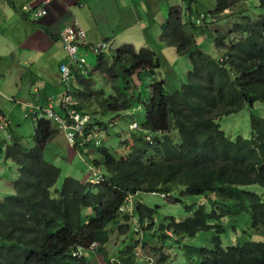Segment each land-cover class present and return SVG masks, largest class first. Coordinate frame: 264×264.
Here are the masks:
<instances>
[{"label": "trees", "instance_id": "trees-1", "mask_svg": "<svg viewBox=\"0 0 264 264\" xmlns=\"http://www.w3.org/2000/svg\"><path fill=\"white\" fill-rule=\"evenodd\" d=\"M182 1L185 7H171L160 29V40L175 47L192 66L180 90L170 93L163 79L155 80L160 69L155 52L131 45L98 56L94 72L105 78L108 90L99 88L100 82L93 83V71H86V65L71 66V82L60 78L69 89L66 96L73 99L71 108L89 117L83 135H74L71 147L79 157L70 166L84 163L90 178L103 168L102 182L92 184L69 176L55 189L62 171L45 161L43 154L58 128L43 113L35 123L31 148L18 142L6 146V160L16 165L18 175L12 193L0 195V264H87L84 255L74 253L87 251L93 244L95 253L110 264L105 247L112 235L129 230L128 239L137 230L130 224V214L120 211L122 207L132 200L131 210L143 227L155 210L134 197L140 193L170 197L179 188L181 195L205 196L211 211L203 205L190 207L192 216L182 222L171 219L160 228L182 239L211 230L217 234L210 248H185L187 264H264V240L226 248L221 240L223 221L245 213L251 215L252 228L264 232V202L244 189L264 186V118L254 112L255 103L264 105V0L250 6V0H215V10L196 18L193 0ZM243 5L254 17L245 14L248 8L240 9ZM229 10L240 17L229 31L213 36L216 51L225 50V60L220 62L199 49L194 30L208 28L209 19L217 20ZM146 74L151 77L150 94L143 98L137 82ZM66 98L60 121L68 117ZM139 107L145 111L141 130L156 136L152 143L141 130H132L127 141H119L128 154L117 158L111 149L95 147L87 138L92 132L108 131L112 125L106 121L111 116L123 121L124 114ZM244 109L250 111V137L232 140L218 122ZM4 146L0 140V154ZM95 153L98 159L91 156ZM146 243L144 239L142 245ZM123 248L112 264H137L134 245Z\"/></svg>", "mask_w": 264, "mask_h": 264}, {"label": "crops", "instance_id": "crops-1", "mask_svg": "<svg viewBox=\"0 0 264 264\" xmlns=\"http://www.w3.org/2000/svg\"><path fill=\"white\" fill-rule=\"evenodd\" d=\"M25 5H31L32 11L43 8L46 14L37 18L32 13H23ZM174 6L180 3L175 0H0V115L17 108L25 112L24 118L28 113L39 118L47 109L57 115L62 113V101L69 89L60 81L59 65L65 62L66 54L59 34L66 26L77 22L90 43L106 41L112 50L124 45L136 50L150 45L160 48L163 44L160 29ZM56 147L60 150L58 156L70 165L79 157L66 143L63 132L58 131L44 150L45 160L49 152L57 156L53 151ZM69 155L72 160L67 161ZM7 172L11 174L8 182L3 179L0 167L2 196L12 193L18 169ZM88 174L79 180L86 182Z\"/></svg>", "mask_w": 264, "mask_h": 264}, {"label": "rangeland", "instance_id": "rangeland-1", "mask_svg": "<svg viewBox=\"0 0 264 264\" xmlns=\"http://www.w3.org/2000/svg\"><path fill=\"white\" fill-rule=\"evenodd\" d=\"M175 2L180 3L181 8L185 7L182 0H175ZM247 4L249 6L254 4L256 5V1L250 0ZM193 8L197 13H195L194 15L196 18L198 15L215 10V0H193ZM242 8L247 9L248 7L246 5H243L240 7V9ZM229 13H232L231 17L225 19V16H227ZM233 13L234 11L231 12L229 10L228 12L217 18L215 22H210L211 25H209L208 28H197L196 30H194V36L196 37L197 46L200 50L214 58H218L219 53L216 51L213 45V34L217 31L224 33L231 29L232 22L236 21L240 17V15L233 16ZM245 14L248 16L255 15L251 13L250 8L246 10ZM226 44L228 46L230 45L228 42H226ZM149 49L155 52L159 59L160 69L155 75V79L158 81L163 79L166 82V88L170 93L176 90H180L182 88V85L187 82L188 72L192 69L191 63L188 58L179 56L176 52L175 47L168 45L166 46L165 44H162L160 48L155 47V45H150ZM112 52H114V50H112L111 53ZM223 52H225L224 49ZM96 59L97 58L95 56H90V62L92 63L93 67L96 64ZM93 76V83L100 82L98 84L99 88H102L103 86V89H109L108 82L104 81L105 78L101 74L93 71ZM150 79L151 77H148V75L146 74L145 76H142L141 79L137 82L138 90L140 91L143 98L149 97L150 93L147 87L151 83ZM254 112L264 118V105L262 103H255ZM2 113L8 120L12 122V130L10 131L12 139H6V144L11 146L13 145V143L18 142L25 147L31 148L33 146V133L35 123H33L29 118L25 119V112L19 108L8 112L3 111ZM144 114V108L139 107L134 111H130L124 114L123 119H127L126 121L128 122L133 120L140 124L144 121ZM52 123H55V121H52ZM106 123H111L112 127L109 128L108 131L99 132L101 134V138L103 139L102 146H104V148L111 149V151L117 158L125 157L128 154L129 149L120 146L119 141H127L129 139L131 130H127L128 124L122 122L118 117L114 116H111L106 121ZM218 123L221 130L225 132V134L232 140H234L237 136H242L243 138L250 137L249 109H244L237 114L225 116ZM3 138V134L0 135V140H3ZM58 148L60 147L58 146ZM58 148L56 150H53L56 152L57 156H52V153L50 152L46 154V161L59 167L62 171L55 189H59L65 178L69 176L73 178H82L83 176L88 174V168L84 165V163L79 165L77 162H75L73 167H71L69 163H66L64 159L58 156V154L60 155V150ZM5 149L3 148L2 154H0V167L3 168V179L8 182L11 174H9L7 170L12 169L13 171L15 170V168L17 169V167L10 159H5ZM91 156H94L93 159L99 158L98 153L92 154ZM62 157H64V155ZM66 160H72V157L69 155ZM100 170L103 175L106 174L103 168H100ZM244 189L246 191L259 195L264 202V186L251 185ZM181 191L182 188H179L175 193L171 194L168 199H166L162 195L143 193L137 194L134 197V200H136L137 202L142 203L144 206L155 210L154 222L152 224V227H146V224L145 226L140 227V222L136 221V217H134L135 215L132 214V216L130 217V224H132L133 229H137L133 233V235L127 239L129 230L124 235L115 232L112 235L114 237L112 238L111 245L105 247L106 255L109 257L110 264L114 262L113 257L117 255L119 250H123L124 246H129L132 244L134 245L133 249H136V258H140L138 259L137 264H187V259L184 256L185 248L211 247L210 242L212 241L213 237L217 235L215 230L200 232L193 239H181L174 236L172 233L157 229L160 225H167L171 219H174L176 222H182L183 220H186V218L192 216V214L189 213L188 209L190 207L196 208V206L204 205L208 212L211 211V207L208 205L205 196L181 195ZM223 225L225 228V232L223 235H221V240L223 243V247L225 248L228 246H233L235 244H243L249 241L264 240V232H258L256 229L252 228L250 213H245L236 218H232L229 216L226 218L225 222L223 221ZM154 231L157 232L154 233ZM147 234L156 238L149 240L148 237H146ZM143 239H145L149 243L142 245ZM129 242H132V244H129ZM92 250L93 249H89V251L82 252L85 257L86 263L106 264L103 261L104 258L100 255H97L95 251ZM159 259L160 261L161 259H165V262H159Z\"/></svg>", "mask_w": 264, "mask_h": 264}, {"label": "built area", "instance_id": "built-area-1", "mask_svg": "<svg viewBox=\"0 0 264 264\" xmlns=\"http://www.w3.org/2000/svg\"><path fill=\"white\" fill-rule=\"evenodd\" d=\"M24 11H32L31 6H25L23 7ZM35 16H43L46 14L45 10L38 9L36 11H33ZM60 39L63 44L64 50L66 51V54L68 55L69 61L67 64H62L60 66V73L61 77L65 82H71V66H83L86 64V56L88 54L98 55L103 52H105L108 47L105 44H98L96 46H91L86 41V35L84 30L78 26L77 24H72L63 29V31L60 33ZM68 101V100H67ZM67 110V120H69L70 123L65 121H60V118L53 113L50 109H47L45 111L46 116L49 119H52L53 121L57 122V124L60 126L62 130L65 131L66 140L69 142L70 145L74 143V135L82 136L83 135V129L84 126L88 123L89 117L88 116H81L79 113H76L75 111H72L68 109V107H65ZM9 122L7 119L0 115V133H7L9 129ZM67 130H71L72 132H66ZM88 137H91L93 139L96 138L95 134L89 135ZM96 145H98V141H96Z\"/></svg>", "mask_w": 264, "mask_h": 264}, {"label": "clouds", "instance_id": "clouds-1", "mask_svg": "<svg viewBox=\"0 0 264 264\" xmlns=\"http://www.w3.org/2000/svg\"><path fill=\"white\" fill-rule=\"evenodd\" d=\"M25 6H31V5H25ZM24 7V6H23ZM180 7V6H179ZM40 9H43V8H40ZM44 10V9H43ZM22 12L24 13H32L33 15H34V12L33 11H29V12H27V11H24L23 10V8H22ZM46 12V11H45ZM35 16V15H34ZM44 16V15H43ZM37 18L38 17H41V16H36ZM209 22H215V20H214V18L213 19H209ZM72 24H77L78 26H80L77 22H75V23H72ZM71 24V25H72ZM69 26V25H68ZM67 27V26H66ZM81 27V26H80ZM82 28V27H81ZM83 29V28H82ZM84 30V29H83ZM230 30V29H229ZM228 30V31H229ZM84 32H85V30H84ZM216 33H214L213 35H215ZM85 35H86V32H85ZM59 39H60V34H59ZM196 39V38H195ZM86 41H87V43L89 44V45H91V46H96V45H98V44H105V45H107V47H108V49L105 51V52H103V53H101V54H98V55H93V54H88L87 56H86V67H85V70L86 71H94V69H95V67H96V65H97V59H98V56H100V55H108V54H110L111 53V51H112V47L110 46V44L108 43V42H106V41H103V42H100V43H96V44H93V43H90L89 41H88V39H87V35H86ZM60 42H61V39H60ZM162 42V41H161ZM61 44H62V42H61ZM164 44V43H163ZM62 48H63V50H64V47H63V44H62ZM116 49H118V48H116ZM116 49H114V51L116 50ZM202 51V50H201ZM64 52H65V54H66V51L64 50ZM222 53H223V51L219 54V56H218V58H215V59H218L220 62L224 59V55H223V58H222ZM90 56H95L97 59H96V64H95V66L93 67V65H92V63L90 62ZM214 58V57H213ZM225 60V59H224ZM68 61H69V58H68V55L66 54V60H65V62H63V63H61L60 65H59V72H60V66L62 65V64H67L68 63ZM156 77V76H155ZM60 78H61V74H60ZM73 78V77H72ZM156 80V79H155ZM150 85V84H149ZM149 87V86H148ZM68 100V101H67ZM66 101H67V103H68V106H69V108L68 109H70V110H72V111H75L73 108H71L72 107V105H73V99L71 98V96H69V97H67L66 98ZM46 111V110H45ZM45 111H44V115H45V117H46V119H48V120H50L51 122L53 121L52 119H49L47 116H46V113H45ZM54 113V112H53ZM55 114V113H54ZM2 115V114H1ZM57 115V114H56ZM3 116V115H2ZM58 117H59V115H57ZM5 117V116H4ZM6 118V117H5ZM25 118H30L32 121H33V123H36L37 122V119L38 118H36V115L35 114H27V115H25ZM7 119V118H6ZM127 119H124L122 122H125V123H127L128 124V127H127V130H135V131H140L141 130V123L140 124H138L137 122H135V121H130V122H128V121H126ZM7 121L9 122V120L7 119ZM52 125H53V127H57L58 128V131H61L62 129L60 128V126L57 124V122H55V123H51ZM9 125H10V122H9ZM10 131H11V125L9 126V129H8V132L5 134V133H3V134H5V136H6V138L5 139H3V140H1V141H4L5 142V140L6 139H8V140H11L12 139V137H11V135H10ZM62 131H64V130H62ZM142 131V130H141ZM143 132V131H142ZM64 133H65V131H64ZM144 134H145V139H146V141L148 142V143H152V141H153V139H154V137H156V136H154V135H151L150 133H148V132H143ZM1 134V133H0ZM92 134H94L93 132L90 134V135H92ZM161 134V133H160ZM160 134H157V136H158V138H161V136H160ZM89 136V135H88ZM65 139H66V136L64 137ZM88 139L90 138L91 140H93V145L95 146V147H100V146H102V141H103V139L101 138V134L100 133H98L97 135H96V138L95 139H93V138H91V137H87ZM96 141H98V145H96ZM6 146H9L8 144H6V142H5V146L3 147L4 149L6 148ZM69 146L71 147V145L69 144ZM72 148V147H71ZM6 159V158H5ZM46 161V160H45ZM97 173H98V175L97 176H94V178H90L89 177V175H88V177H87V181L86 182H90V183H92V184H99L100 182H102L103 181V174H102V172H101V170H100V168L97 170ZM105 174V173H104ZM162 195L163 197H165L166 199H168L169 198V195H165V194H155V193H152V195ZM131 204H132V200H130L129 201V204L127 205V206H125V207H122V209L120 210L121 212L122 211H125V214H130V216H132V214H133V211L131 210ZM130 205V206H129ZM200 206V205H199ZM204 206V205H203ZM191 214V213H190ZM133 218V217H132ZM136 221H138L137 219H135ZM149 221H151V223L149 222ZM148 222V223H147ZM153 222H154V214H153V218L151 219V220H149V219H146V221L143 223V226H145V224H146V227H148V226H150L149 224H153ZM140 226V225H139ZM161 226H166V225H160L157 229H159ZM161 229V228H160ZM162 230V229H161ZM162 231H166V232H168V233H172L170 230H166V229H164V230H162ZM173 234V233H172ZM174 235V234H173ZM258 236V235H257ZM182 239V238H181ZM183 239H187V238H183ZM144 240V239H143ZM142 240V241H143ZM149 243V242H148ZM111 245V244H110ZM90 249H93V250H95V245L93 244L92 245V247L90 248ZM92 250V251H93ZM87 251H89V250H87ZM137 254V253H136ZM135 254V255H136ZM81 255H83V253H78V252H76V253H74V256H77V257H80ZM138 259H140V258H138ZM160 260V259H159ZM138 262V261H137ZM160 262V261H159ZM146 263V262H145Z\"/></svg>", "mask_w": 264, "mask_h": 264}]
</instances>
